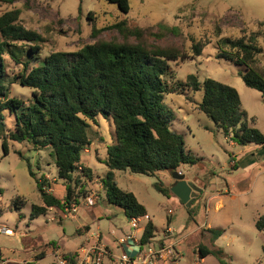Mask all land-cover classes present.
Segmentation results:
<instances>
[{
    "label": "rangeland",
    "instance_id": "rangeland-1",
    "mask_svg": "<svg viewBox=\"0 0 264 264\" xmlns=\"http://www.w3.org/2000/svg\"><path fill=\"white\" fill-rule=\"evenodd\" d=\"M128 1L129 11L123 14L104 0H14L12 3L0 0V15L20 10V23L43 38L41 58L56 51H77L99 40L125 41L116 29L110 28L121 20H125L129 28H149L153 34L159 33L158 25L174 28L162 37L144 38L147 46L174 47L184 55L185 58L168 64L172 81H184L187 75L194 74L200 81L211 78L233 87L248 116L249 126L264 135V104L260 93L245 86L239 75L242 67L216 59L219 39L238 38L259 30L261 52L257 60L264 68V0ZM126 41L135 42V39L128 37ZM192 41L205 44L198 57L190 54ZM4 58L9 80L21 68L8 56ZM7 90L8 96L25 102L31 96V89L16 82L8 83ZM200 100L201 92H185L166 96L164 103L172 117L171 129L182 137L186 149L197 159L193 165H185L184 173L179 171L203 189L201 197L186 207L174 195L161 194L154 183L160 181L163 187L169 188L173 183L166 171L153 176L115 172L117 187L133 193L155 227V237L148 245L154 255L147 264H264V231H257L254 226L257 218L264 215V146H239L225 138L197 109ZM112 139L111 121L97 117V125L91 126V145L81 156L80 165L89 168L91 174L90 179L80 177L81 192L78 188L74 191L79 195L77 213H71L75 217L52 209L48 215L33 220L29 219L31 205L41 203L35 180L59 198L64 196L63 181L57 178L46 151L9 141L8 154H4L0 140V230L10 228L14 234L6 236L0 232V251L8 253L4 255L25 259V255L34 252L32 261L22 264H50L62 257L63 252L56 253L61 246L64 253L78 252L76 264H118L121 254L115 252L126 244L129 231L135 239L130 236L128 240L138 243L140 231L130 230L129 220L122 210L105 201L101 186L100 179L106 168L99 161L105 157V146L112 143ZM27 163L35 180L28 174ZM211 193L222 201L218 203V211L213 209L215 199L205 211V200ZM14 199L21 206L19 210L13 207ZM96 216L102 217L96 220ZM59 221L62 225H58ZM80 221L87 225L77 228ZM143 223L146 220H142L140 226ZM200 224H209L222 233L212 241V234ZM197 225L200 226L195 227ZM111 227L127 229L125 239L112 235L104 239L99 231L107 234ZM62 236L65 239H60ZM200 245L220 249L221 261L211 254L199 260ZM91 247L94 249L88 253L89 260L84 259L82 249ZM41 253L46 254L45 257L36 260L35 256Z\"/></svg>",
    "mask_w": 264,
    "mask_h": 264
},
{
    "label": "trees",
    "instance_id": "trees-1",
    "mask_svg": "<svg viewBox=\"0 0 264 264\" xmlns=\"http://www.w3.org/2000/svg\"><path fill=\"white\" fill-rule=\"evenodd\" d=\"M104 1L120 13L129 11L128 0ZM19 15V9L0 15L1 146L4 154H8L9 141L46 151L64 186L62 198L46 191L43 183L35 180L27 163L28 174L34 178L41 200L39 205H31L30 220L44 215L49 208L63 210L70 204L79 205V195L74 191L81 190L80 177L90 179L91 174L89 168L80 165L81 156L91 145V126L97 125L99 116L110 120L113 127L112 143L105 146V157L99 161L106 168L100 179L105 201L121 209L129 220L147 213L133 193L117 187L115 171L153 176L161 171H179L181 166L197 161L186 149L182 137L171 129L172 117L164 103L166 96L201 92L197 109L213 122L216 131L239 146H264V135L249 126L248 116L233 87L211 78L200 81L194 74L187 75L184 81H172L168 64L185 58L184 55L174 47L147 46L144 38L162 37L174 28L158 25L159 33L153 34L149 28H129L121 20L110 28L116 29L125 41L99 40L77 51H56L41 58L43 38L25 28ZM260 33L257 30L238 38L219 39L216 59L242 67L239 75L243 83L258 91L264 104V68L257 60L261 52ZM128 37H134L135 42H127ZM204 46L202 42L192 41L190 54L200 56ZM5 55L21 68L9 80ZM15 82L31 89L28 102L8 96L7 85ZM250 122L254 123V119L250 118ZM154 187L165 196L172 194L160 181ZM12 202L15 209L21 208L16 204L17 199ZM254 226L257 231H264V215L257 218ZM208 231L212 241L222 233L215 229ZM154 237L155 227L148 219L133 255ZM197 251L199 260L211 254L221 261L223 255L218 248L202 245ZM77 255V251L62 253L61 258L75 264ZM43 256L41 253L38 258Z\"/></svg>",
    "mask_w": 264,
    "mask_h": 264
},
{
    "label": "crops",
    "instance_id": "crops-1",
    "mask_svg": "<svg viewBox=\"0 0 264 264\" xmlns=\"http://www.w3.org/2000/svg\"><path fill=\"white\" fill-rule=\"evenodd\" d=\"M184 167L185 166H181L180 167V169H181V171H182V173H184ZM106 172V171H105ZM104 172V173H105ZM115 172H118V171H115ZM114 172V176H115V173ZM119 172H121V171H119ZM122 172H125V171H122ZM184 175V174H183ZM187 181H190V182H192L191 180H188L187 178H185ZM193 183V182H192ZM194 185H196L198 188H200L201 189V192L199 193V197H201V195L203 194V189L200 187V186H198V184H194ZM208 185H209V183H208ZM211 185V184H210ZM209 190H211L212 188H208ZM47 191V190H46ZM48 192H50V189H49V191ZM51 193V192H50ZM132 193V192H131ZM205 193V192H204ZM197 196V197H198ZM198 197V198H199ZM137 199V198H136ZM215 199V202H214V204H213V209H214V211H218V209L220 208V205L218 204V203H222V201H221V199H218V196H217V194L216 195H214L213 193H211V195L209 196H207V198H206V200H205V211H207V209H209V204H210V202L212 201V200H214ZM77 206V205H76ZM52 209H54V210H56L58 213L59 212H61V214L63 213V211L62 210H59V209H56V208H49L48 210H47V212L44 214V215H48V212H49V210H52ZM77 210H78V207H77V209H76V212H75V214L77 213ZM146 210V209H145ZM147 213V212H146ZM75 214H71V215H69V217H71V218H74L75 217ZM102 216H96V220H99L100 218H101ZM104 217H106V218H108V216H104ZM147 217H148V219H150V217H149V215L147 214ZM36 219V218H35ZM127 220H129L128 218H126ZM150 221H151V219H150ZM144 224L145 223H143V226H144ZM58 225H62V222L61 221H59L58 222ZM87 224L86 223H84L83 221H80L79 223H78V225H77V228H79V227H81V226H86ZM170 225V224H169ZM200 225H203V226H205V228H207V230H209V229H212V227H210L209 226V224H200ZM200 225H197V226H195V227H198V226H200ZM169 228H170V226H169ZM91 229V228H90ZM97 230H99L98 229V227L96 228ZM77 230V229H76ZM100 232V234H102V236H103V238L104 239H108V237H109V235H112L114 238H123V239H125V234L126 233H128V230L127 229H122V230H119V229H116V228H114V227H111L110 228V231L109 232H107V234H105V233H102L101 231H99ZM129 233H130V231H129ZM4 235V234H3ZM14 234H12L11 236H13ZM6 236H10V235H6ZM63 236L60 238V239H62L63 240ZM65 239V238H64ZM129 238H128V236L126 237V241H125V245H123L122 246V248H118V249H116V252L115 253H117V254H123V253H125V254H129V255H133L134 253H136V251H137V248H136V244L135 243H133V242H131V240H128ZM163 242H165V241H163ZM20 245H21V249L24 251V249H25V247H24V245H22V243H21V237H20ZM59 252H63L64 253V251L63 250H61V246H58V250H57V252L56 253H59ZM0 253H1V258H5V260L7 261V264H22V263H25V262H31L32 261V259H31V257L34 255L33 253L34 252H30V253H28L27 255H25V259H22V258H15V257H12V256H7L8 255V253L7 252H4L5 254H7V255H4V253L2 252V251H0ZM65 253H68V252H65ZM69 253H73V252H69ZM13 253H11V255H12ZM51 255H52V257H53V254L52 253H50ZM46 255V254H45ZM45 255L43 256V258L45 257ZM40 256V255H39ZM38 256V257H39ZM36 257V260H38V259H40V258H38L37 256H35ZM34 257V258H35ZM42 259V258H41Z\"/></svg>",
    "mask_w": 264,
    "mask_h": 264
},
{
    "label": "built area",
    "instance_id": "built-area-1",
    "mask_svg": "<svg viewBox=\"0 0 264 264\" xmlns=\"http://www.w3.org/2000/svg\"><path fill=\"white\" fill-rule=\"evenodd\" d=\"M178 172L181 173L180 171H178ZM76 209H77L76 205L70 204L69 206H65V208L62 211H63V213H66L69 215L71 213L76 212ZM142 220L147 221L148 220L147 215H145L143 217L130 219L129 220L130 230H133L136 232L140 231V235H141L142 230L144 228L143 225L140 226V223ZM168 230H170V229H168ZM0 232L4 235H12L13 234L12 230L10 228H6V227H2ZM132 233L133 232L129 233L128 238L131 236V238L135 239V235H132ZM131 241L133 242V240H131ZM148 245L149 244L142 246V250L140 252H138L135 256L125 254V253L121 254L119 259H118L119 260L118 264H128V263L138 264L137 262H139L140 264L150 263V260H152L154 252L152 251V248H150ZM93 249H94V247H91L90 249H87V250L82 249L84 259L89 260L88 253L90 251H92ZM161 251H163V250H161ZM55 263L56 264H71L70 262H68L66 259H63V258H57ZM0 264H7V261L0 257ZM75 264H76V262H75ZM79 264H81V262Z\"/></svg>",
    "mask_w": 264,
    "mask_h": 264
},
{
    "label": "water",
    "instance_id": "water-1",
    "mask_svg": "<svg viewBox=\"0 0 264 264\" xmlns=\"http://www.w3.org/2000/svg\"><path fill=\"white\" fill-rule=\"evenodd\" d=\"M173 180L169 190L181 203L189 207L197 198L201 189L195 186L192 182L187 181L185 176L178 171L170 172Z\"/></svg>",
    "mask_w": 264,
    "mask_h": 264
}]
</instances>
